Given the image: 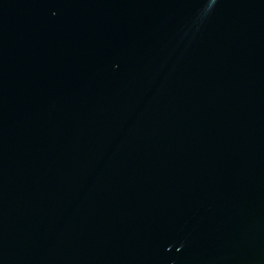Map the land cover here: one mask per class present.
Returning <instances> with one entry per match:
<instances>
[{
  "label": "water",
  "instance_id": "1",
  "mask_svg": "<svg viewBox=\"0 0 264 264\" xmlns=\"http://www.w3.org/2000/svg\"><path fill=\"white\" fill-rule=\"evenodd\" d=\"M0 264H264V0H0Z\"/></svg>",
  "mask_w": 264,
  "mask_h": 264
}]
</instances>
